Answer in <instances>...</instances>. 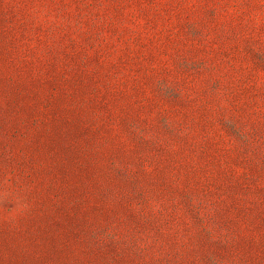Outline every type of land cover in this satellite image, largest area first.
Segmentation results:
<instances>
[{
  "label": "rangeland",
  "instance_id": "obj_1",
  "mask_svg": "<svg viewBox=\"0 0 264 264\" xmlns=\"http://www.w3.org/2000/svg\"><path fill=\"white\" fill-rule=\"evenodd\" d=\"M0 264H264V0H0Z\"/></svg>",
  "mask_w": 264,
  "mask_h": 264
}]
</instances>
